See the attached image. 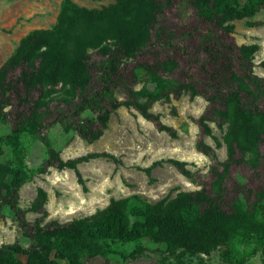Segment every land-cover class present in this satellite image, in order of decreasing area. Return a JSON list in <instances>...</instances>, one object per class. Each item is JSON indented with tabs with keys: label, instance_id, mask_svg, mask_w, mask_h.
<instances>
[{
	"label": "trees",
	"instance_id": "1",
	"mask_svg": "<svg viewBox=\"0 0 264 264\" xmlns=\"http://www.w3.org/2000/svg\"><path fill=\"white\" fill-rule=\"evenodd\" d=\"M101 2L105 0H92ZM111 1L100 10L80 8L70 0H64L56 26L50 31H33L20 40L15 53L0 70V97L4 95L5 81L10 73L20 69L17 81L21 86L26 103L33 94V111L30 117L23 116L14 125L7 139L0 138V147H10L13 160L0 165V194L23 225L26 213L47 217L46 193L39 189L34 202L21 210L17 205L18 191L28 181L23 168L21 138L34 134L38 128L36 110L45 108L52 101L73 107L80 115L89 111L96 115L97 127L81 125L77 128L80 137L88 143L97 141L108 128L111 115L120 108L135 110L144 120L152 122L159 132H165L176 139L172 128L163 125L160 115L153 114L151 107L157 102H169L174 93H188L190 99L199 96L192 81L179 83L165 78L177 69L173 60L161 62L156 68L146 67L144 72L153 84V89L142 87L134 90L125 87V100H117L111 90V78H115L117 67L148 46L157 17L164 8H170L173 0H106ZM197 15L224 33L233 32L232 22L252 18L264 0H190ZM255 24L252 23L251 26ZM223 49L227 48L218 43ZM231 50V49H230ZM93 51L105 66L104 85L98 94L90 92L92 75L89 70ZM243 75L238 76L229 67H223V85L207 101L219 105L213 114L220 127L226 126L222 142L226 149V160L220 163V170L213 172L211 193L216 200L224 195V185L232 166L244 165L251 170L264 166V154L260 146L264 143V111L258 103L264 85L253 75L251 66L258 45H241L236 48ZM264 70V61L261 62ZM161 71L163 76L158 74ZM134 71V80L140 78ZM78 100L77 103H75ZM204 117L200 128L204 135L212 136ZM219 145L215 137H212ZM199 152L209 156V147L201 145ZM1 153V151H0ZM49 160L58 170L74 172L79 184H83L78 170L80 164L105 158L115 159L107 153H93L73 160L63 161L55 151H49ZM182 175L186 176L184 163L169 161ZM158 165L154 163L144 170L150 177ZM208 196L201 193L195 197L180 193L169 202L151 204L138 195L112 199L109 205L93 216L74 220L68 224H49L37 227L33 245L23 248L17 244L0 248V264H23L19 257H25L24 264H82V258L124 255V246L132 245L128 255L135 259L143 254V242L149 240L163 244L167 250L176 252V262L184 264L182 258L209 256L220 247H225V262L245 264L248 256L264 248V190L257 194L254 202L247 204L236 201L229 212L212 205ZM192 264V263H190Z\"/></svg>",
	"mask_w": 264,
	"mask_h": 264
},
{
	"label": "rangeland",
	"instance_id": "2",
	"mask_svg": "<svg viewBox=\"0 0 264 264\" xmlns=\"http://www.w3.org/2000/svg\"><path fill=\"white\" fill-rule=\"evenodd\" d=\"M64 0H0V70L16 51L21 39L33 31H50L56 24ZM76 6L88 10H100L111 1L70 0ZM246 0H239L242 5ZM254 23V26L251 24ZM233 32L224 33L217 27L202 20L190 5V0H173L170 8H164L157 17L152 38L146 48L132 60L120 64L115 78L110 84L114 97L125 100V87L134 90L142 87L152 90L153 84L146 76V67L156 68L161 62L173 60L178 67L165 78L174 82L192 81L199 96L190 99L188 93H174L169 102H157L151 107L153 114L160 115V121L176 133L173 139L156 126L144 120L135 110L120 108L111 115L108 128L92 143L85 142L77 132L81 125L97 127L96 115L86 111L80 115L73 107L52 101L47 107L36 110L38 128L34 134L23 135L22 162L27 173L26 181L18 191L17 205L21 210L28 208L35 200L37 191L46 193L45 210L47 217L26 213L23 225L0 194V248L17 244L23 248L33 245V235L37 227L56 223L68 224L74 220L93 216L104 210L112 199L138 195L151 204L176 199L180 193L195 197L201 193L208 196L218 209L229 212L236 201L247 204L254 202L257 194L264 190V166L251 170L244 165L232 166L224 185V195L220 200L210 197L213 172L220 170V163L226 160V149L222 137L226 126L220 127L213 111L220 100L211 105L207 99L214 88L219 91L223 67H229L238 76L243 75L236 48L241 45H258L251 66L254 76L264 85V10L260 9L252 18L232 22ZM227 47L225 49L219 46ZM231 49V50H230ZM89 70L92 75L90 92L100 93L104 85L105 66L103 61L90 51ZM140 78L134 80V71ZM20 69L10 73L5 81L4 95L0 97V138L5 140L14 125L23 116L30 117L33 109V94L26 103L17 81ZM158 74L163 76L161 71ZM258 106L264 111V89ZM78 100L75 102L77 103ZM212 136L204 135L200 128V118ZM215 137L219 145L216 144ZM201 145L209 147V156L199 152ZM55 151L61 160H73L88 154L107 153L116 162L99 158L80 164L78 170L83 184H79L73 171L58 170L49 160V151ZM0 165L13 160L11 149L0 147ZM264 154V143L260 146ZM184 163L186 176L169 161ZM154 163L158 165L148 177L144 170ZM143 254L132 259L128 253L133 246L122 248L124 255L82 258V264H179V251L167 250L163 244L149 240L143 242ZM225 247H220L209 256L182 258L184 264H230L225 262ZM24 264L25 257H19ZM245 264H264V248L258 249L246 258Z\"/></svg>",
	"mask_w": 264,
	"mask_h": 264
}]
</instances>
